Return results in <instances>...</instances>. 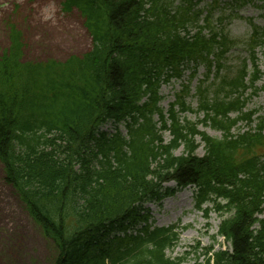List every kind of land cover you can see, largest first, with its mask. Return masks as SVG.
Wrapping results in <instances>:
<instances>
[{"label": "trees", "instance_id": "1", "mask_svg": "<svg viewBox=\"0 0 264 264\" xmlns=\"http://www.w3.org/2000/svg\"><path fill=\"white\" fill-rule=\"evenodd\" d=\"M73 8L92 38L89 51L64 61L22 62L20 34L11 26L10 51L0 60L3 178L52 241L53 264H183L185 257L166 254L177 245L176 226L152 227L141 214L142 202L167 194L160 188L169 180L195 186L197 208L209 201L228 214L218 226L228 247L210 246L204 263L197 256L190 264H264V217L256 216L264 212V152H258L264 135L233 136L235 120L228 116L260 77L254 49L264 46V31L253 25L249 85L244 63L197 87L201 121L224 132L215 138L197 122L180 121L188 90L175 94L168 122L159 89L181 75L184 63L210 54L219 71L232 43L224 31L182 36L193 21L185 9L173 10V0L63 1L64 11ZM107 121L122 122L126 136L101 131ZM166 129L169 141L160 133ZM196 134L203 156L194 153Z\"/></svg>", "mask_w": 264, "mask_h": 264}, {"label": "rangeland", "instance_id": "2", "mask_svg": "<svg viewBox=\"0 0 264 264\" xmlns=\"http://www.w3.org/2000/svg\"><path fill=\"white\" fill-rule=\"evenodd\" d=\"M61 0H0V54L6 47V33L3 20L11 17L22 30L24 35L25 58L30 61H43L47 58L63 60L71 54H82L91 46V40L82 25V20L76 12L65 14L60 10ZM210 0H203L206 6ZM258 0L251 1L243 7L231 8L220 4L221 8L214 11L213 20L224 14L226 19V31L230 37L240 43L230 49L226 64L238 67L239 63L246 59L249 61V48L246 40L251 33L249 17L253 23L264 29V8ZM18 5V8H14ZM15 11V12H14ZM258 67L262 77L256 83L260 89L254 96H250L246 103V109H258L262 113L264 109V58L258 49ZM204 68L200 67L197 77L192 81L195 86L198 79L202 78ZM189 72L184 79H188ZM180 88V81L172 80L161 87L164 96L161 101L163 107L173 100V94ZM250 93V89L246 94ZM195 106L194 98L190 97ZM194 119V115H189ZM243 127L244 125H241ZM103 130L109 132L115 128L111 123H106ZM213 136L219 133L207 128ZM164 137L167 139L168 134ZM179 149L176 153H180ZM202 155V146L197 149ZM165 186L173 188L174 182L165 183ZM193 188L185 187L170 193L160 201L148 202L144 205L148 209L149 222L154 226L162 227L178 223L186 226L179 230V242L173 250L166 252L171 258L183 256L184 263H192L199 254V261L204 262L205 248L214 245V250L227 248L224 238L216 237L217 227L221 220L218 213L199 211L194 206ZM206 206H204L205 208ZM143 214V213H141ZM264 214L258 217H263ZM216 238V240H215ZM197 247L198 253H195ZM54 246L51 240L45 238L40 228L31 220L24 211L21 202L3 178L0 165V264H53Z\"/></svg>", "mask_w": 264, "mask_h": 264}]
</instances>
